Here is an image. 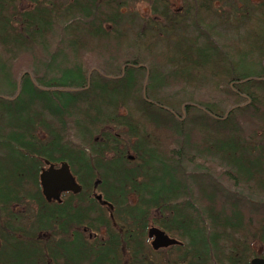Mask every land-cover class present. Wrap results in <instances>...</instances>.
<instances>
[{
	"label": "trees",
	"instance_id": "16d2710c",
	"mask_svg": "<svg viewBox=\"0 0 264 264\" xmlns=\"http://www.w3.org/2000/svg\"><path fill=\"white\" fill-rule=\"evenodd\" d=\"M20 1L0 0V223L14 204L34 205L29 225L9 228L22 237L15 260L96 253L97 264L143 250L161 264L146 244L153 223L182 243L170 264H250L264 246V0L235 41L200 15L174 39L160 0L156 18L117 0H25L17 11ZM15 60L27 64L17 73ZM44 161L66 162L81 190L47 203ZM101 226L109 240L95 250L82 227ZM43 232L64 242L36 246Z\"/></svg>",
	"mask_w": 264,
	"mask_h": 264
},
{
	"label": "flooded vegetation",
	"instance_id": "af4514ba",
	"mask_svg": "<svg viewBox=\"0 0 264 264\" xmlns=\"http://www.w3.org/2000/svg\"><path fill=\"white\" fill-rule=\"evenodd\" d=\"M22 1V0H21ZM121 3L126 4V8L124 7V5L122 4V11H126L129 14H132L131 12V8L136 1L139 2H145L146 4L149 5V8L151 11V5H152V1L153 0H117ZM162 5H164V16L157 18L158 20H160L162 22L163 25H167L169 24L168 21H171L170 23L174 22L175 23V27L178 30V32H182V24L179 22H187L190 19L194 18L196 15V11L198 10L197 8L200 7L199 2L200 0H160ZM180 2V8L177 10H173V8L171 7V5H173V2ZM213 3V2H221L225 7V9H227L228 13H226V11L224 12V10L217 12L219 15L218 16H223V18L225 19V21L231 20L229 19L230 16L233 15H237V18L239 19V21H241L242 23H247V21L249 22V20L251 19H255L258 17V0H204L201 1V5L206 4V3ZM183 5H185V7L188 8V6L192 7L191 10H184ZM146 18H156V16L152 15L151 13L149 15H145ZM173 23V24H174ZM166 29V28H165ZM165 36V35H164ZM62 162L59 163H50L48 161H44L43 166L40 167L39 173H38V186H39V190H40V194L42 196V198L47 202V203H51V202H56L58 204L63 203L64 201H66V194L69 193H73L70 190H57L56 191V197H51L50 200H47L46 197L43 195L42 193V187L40 185L39 182V175L41 173V171L43 169H46L50 164H52L54 166V168H58L60 166ZM98 196V197H97ZM91 197L96 199V202L100 205V207L102 208H108L106 201L103 199L102 194L100 193H91ZM24 205H19V204H14L12 206V212L15 215L14 220L9 221V222H1L0 223V227H1V231L0 234L2 237H0V264H20L18 262V260H15V255H13V252H15L16 254L20 253V244L22 243V237L20 236L19 232H13L11 230H9V228L14 227L16 228V230L21 229L23 226H27L29 225V222H24L23 218L24 216H26L23 212H24V207H26L28 205V203H33L30 200H25L24 201ZM20 206L22 208V210H20L21 212V216L19 212H15L16 207ZM168 216V212H164L163 217ZM151 228H156L160 231H162L166 237L169 240H172L173 242L170 244H163L162 246L158 247V248H153L152 243L155 240V236L149 237L148 236V231ZM82 231L85 234V242L94 244L96 247L94 248L95 250L99 249V242L103 243L108 241L109 239L107 238L106 234H108V231L106 230V228L104 226L99 227V230L95 231L92 230L91 228L88 227H82ZM124 232L127 233V230H124ZM133 233V228H130L129 230V235ZM14 235V237H13ZM42 235L44 237L39 238L38 233L35 234L34 237V244L36 246L39 245V242H44V243H49V245H51V249L55 246L56 243H62L64 242V240H61L60 237H45L48 236L49 234L47 233H42ZM146 244L149 245L151 247V249L153 251L159 252L157 255H159V257L161 258V264H170V252L173 251V246L177 245V244H182L180 241L176 240L175 238H173L170 234H168L163 228L150 223L148 224L147 228H146ZM128 243H133L135 242L134 238H128L127 239ZM259 247H262L261 249V253L260 255H258V252L256 253V250L254 249V255L250 258L251 259L258 257V258H264V246L258 241V243L256 244ZM129 247L127 248L128 251ZM132 251V249H130ZM124 251V250H123ZM36 255H37V251H36ZM99 256L96 255V253H90L89 256L83 258L80 261V264H94V261H96V259ZM121 260H118L117 258H112V256H109V258L105 259L104 262L103 261H98L97 264H151V256L149 255L148 252L145 251H141L138 250V252H136L135 254L132 252V254H128V255H120ZM61 262H63V260L58 257L57 258V264H60ZM25 264V263H24ZM30 264H55L53 263V259L51 258H47V260L45 262H39V259L37 258L34 263H30ZM175 264H188L185 262H177Z\"/></svg>",
	"mask_w": 264,
	"mask_h": 264
},
{
	"label": "rangeland",
	"instance_id": "374dc122",
	"mask_svg": "<svg viewBox=\"0 0 264 264\" xmlns=\"http://www.w3.org/2000/svg\"><path fill=\"white\" fill-rule=\"evenodd\" d=\"M261 2H262V0H258V4ZM28 5H29V3L27 1H25V0L20 1L19 5L17 6V11L23 10ZM171 7L173 8V10H175V9L178 10L180 8V2L174 1L173 5H171ZM183 7H184V10L185 9L191 10V8H192L190 6H188V8H187V7H185V5H183ZM224 7L225 6L221 2H213V3L209 2V3L203 4L200 7H198L197 8L198 10L196 11L195 15L196 16L200 15V18L204 19L205 21L212 20V25H213V27H215V30L222 35H227L229 37L227 39L234 40V41L236 39H240V38H238V36H240V34H242V33L243 34L241 36H243L244 34H247L246 32H247V29L249 28L250 24L249 23H242L241 21H239V19L237 18V15L230 16L229 19H231V20L227 19L225 22H223V20L220 19V17L217 18L216 15L218 14L217 12L222 11V10H224V12L226 11V13H228L227 9H225ZM130 8H131L132 16H134L136 14L140 15V16H145V15H149L151 13V11H149L150 10L149 5L146 4L145 2L136 1L135 4ZM8 12L11 13V10H9ZM9 16H11V14H9ZM11 17H13V16H11ZM251 20H249V22ZM219 21H222V24L221 23L219 24L218 23ZM13 24L15 26H17L16 18H15V20H13ZM184 25L187 26L188 23H184ZM184 25L182 24V26H183L182 27V33L183 34H185V32H187V30L184 29V28H186ZM254 27H255V24H254ZM254 29H256V27ZM173 34H174L173 38L176 39L178 34H179L176 27H174V33ZM188 35L190 37L194 36V34H190V33ZM189 36H187V37H189ZM228 45L231 46V43L229 42ZM92 63L95 64L94 61H92ZM26 65L27 64L21 62L20 60H15L12 62V67H13V70H15V73H17L20 70H22L23 68H25ZM248 70H252V69L248 68ZM0 84H2L1 88H3V89L6 88L3 83H0ZM174 88H178V87L170 88L169 92L175 93V92H172V90ZM223 182L225 183V181H223ZM226 184L229 188H233L232 185H230L229 183H226ZM237 190H238V188H237ZM240 191L245 195H250L252 198H255L253 195V192L249 191L248 189H243ZM33 208H34V205L32 203H28V205L26 207H24L23 213L26 215L23 218L24 222H28L32 219L33 213H31V212H32ZM20 210H22V208L20 206H17L15 212L20 213L21 212ZM20 216H21V213H20ZM253 248L256 250V253L258 252V255H260L262 247L258 248V245L255 244L253 246Z\"/></svg>",
	"mask_w": 264,
	"mask_h": 264
},
{
	"label": "water",
	"instance_id": "95a60500",
	"mask_svg": "<svg viewBox=\"0 0 264 264\" xmlns=\"http://www.w3.org/2000/svg\"><path fill=\"white\" fill-rule=\"evenodd\" d=\"M128 159L131 160L132 156H128ZM39 182L42 187V193L47 200H50L53 196L56 197L57 190H70L73 193L81 190V186L75 183L66 162H62L58 168H54L50 164L46 169H43L39 175ZM148 236H155V240L152 243L154 249L163 244L167 245L173 242L162 231L156 228L149 229ZM250 264H264V258L255 257L251 259Z\"/></svg>",
	"mask_w": 264,
	"mask_h": 264
}]
</instances>
